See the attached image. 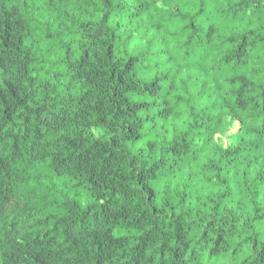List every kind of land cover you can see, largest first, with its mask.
Returning <instances> with one entry per match:
<instances>
[{
    "label": "clouds",
    "instance_id": "9594fccd",
    "mask_svg": "<svg viewBox=\"0 0 264 264\" xmlns=\"http://www.w3.org/2000/svg\"><path fill=\"white\" fill-rule=\"evenodd\" d=\"M17 7L0 125L40 115L0 128V264H264V0Z\"/></svg>",
    "mask_w": 264,
    "mask_h": 264
},
{
    "label": "trees",
    "instance_id": "16d2710c",
    "mask_svg": "<svg viewBox=\"0 0 264 264\" xmlns=\"http://www.w3.org/2000/svg\"><path fill=\"white\" fill-rule=\"evenodd\" d=\"M10 2L13 4V8L11 11H9L4 6H0V12H2V15H0V21H2V24H0V26L3 27L5 36L8 37V39L4 40L5 45L9 44V40L12 38V35L15 32V24L13 21H14V18L18 14H20V11H21L20 8L17 7V4H22L23 0H10ZM0 66H5L4 58H0ZM6 83L8 85V93H10L12 96H16L17 94L16 87L11 82H6ZM4 95H5L4 90L0 89V97ZM4 102H5L4 111L8 119L5 124L0 125V128H6L9 125L14 127L15 125L13 124V120H15L16 122H20L21 119H23V122L25 123V126H26L25 131H27L28 120L30 118L39 119V115H40L39 109H34V111L31 113V117H24L23 113L19 111L18 107L12 108L11 111H9L7 99H5ZM44 127H48V125L45 124ZM9 138L12 140L14 148H17L18 150L16 136L9 134ZM14 159H15V155H14ZM14 159L12 161H9L7 160V158H0V166L7 169L10 166V164L14 162ZM36 163L39 164L40 161H37ZM37 171H39V169H37ZM21 179L23 178L21 177ZM89 183L92 184L93 188H98L100 194L96 195L95 192H93V188H88L84 184H80V191L78 194L81 195L85 201H87L89 198L93 199L94 203L89 206V209L91 211L92 217H95L97 214L96 204L99 203V201L102 199L104 194L106 192L111 191L112 195L115 196L118 193L115 191V189H108L104 187L103 185L98 184L96 181L92 180L91 178H89ZM99 212L102 215L107 216L112 213V208L108 207L106 204H99ZM119 218L127 219V217L124 216L123 213H121L119 216H112V219H119ZM49 222L53 223L54 226L59 224L60 230L65 233L66 239L72 238V235H71L72 225L70 223H61L60 221H56V220H50ZM55 238H56L55 235H53L52 239L54 240ZM39 239H40L39 236H37V241H39ZM37 246L39 247V244ZM96 254L98 257L96 260V264H104V261L106 259H109V260L111 259L110 254H106L105 251L102 250L100 245H97ZM29 264H46V258L43 257L40 252H33L31 253V260Z\"/></svg>",
    "mask_w": 264,
    "mask_h": 264
}]
</instances>
